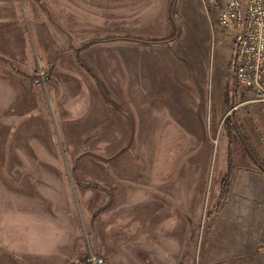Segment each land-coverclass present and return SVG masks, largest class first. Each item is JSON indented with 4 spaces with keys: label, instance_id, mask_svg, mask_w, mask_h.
Instances as JSON below:
<instances>
[{
    "label": "rangeland",
    "instance_id": "rangeland-1",
    "mask_svg": "<svg viewBox=\"0 0 264 264\" xmlns=\"http://www.w3.org/2000/svg\"><path fill=\"white\" fill-rule=\"evenodd\" d=\"M202 5L0 0V264H264V104Z\"/></svg>",
    "mask_w": 264,
    "mask_h": 264
},
{
    "label": "built area",
    "instance_id": "built-area-1",
    "mask_svg": "<svg viewBox=\"0 0 264 264\" xmlns=\"http://www.w3.org/2000/svg\"><path fill=\"white\" fill-rule=\"evenodd\" d=\"M202 2L208 19L214 16L234 40L236 84L252 93L251 101L264 104V0Z\"/></svg>",
    "mask_w": 264,
    "mask_h": 264
},
{
    "label": "trees",
    "instance_id": "trees-1",
    "mask_svg": "<svg viewBox=\"0 0 264 264\" xmlns=\"http://www.w3.org/2000/svg\"><path fill=\"white\" fill-rule=\"evenodd\" d=\"M230 122H232L231 117L228 118V123H230ZM237 131L240 133V136H242V139H243L242 141L245 144V147L248 148L249 147V142H248V140H246L245 136L242 135L241 128L238 127L237 128ZM248 154L251 156V158L253 160L252 162H254L258 167H260L264 171V163L259 160L258 156L256 154H252L250 152H248ZM232 161H233L232 160V153H230V151H229L228 161H227V163H228V169H227V173L224 175V181H223L224 187L225 186L227 187L228 184H229V177H230L229 174L231 173V171L233 169V163H232ZM224 193H225V189L223 188L222 194L224 195Z\"/></svg>",
    "mask_w": 264,
    "mask_h": 264
},
{
    "label": "crops",
    "instance_id": "crops-1",
    "mask_svg": "<svg viewBox=\"0 0 264 264\" xmlns=\"http://www.w3.org/2000/svg\"><path fill=\"white\" fill-rule=\"evenodd\" d=\"M248 157H249V161L251 162V161H253L252 160V158H251V156L248 154ZM232 160H233V154H232ZM233 163V162H232ZM252 163V162H251ZM235 164L233 163V169H232V171H231V173L229 174V183H230V181H231V179H232V174H234V170H235ZM255 167H257V169L259 170H261V171H263L260 167H258L257 165L255 166ZM264 172V171H263ZM246 174V173H245ZM245 174H241L243 177H247L248 175H245Z\"/></svg>",
    "mask_w": 264,
    "mask_h": 264
},
{
    "label": "water",
    "instance_id": "water-1",
    "mask_svg": "<svg viewBox=\"0 0 264 264\" xmlns=\"http://www.w3.org/2000/svg\"><path fill=\"white\" fill-rule=\"evenodd\" d=\"M101 262V260L99 261V263Z\"/></svg>",
    "mask_w": 264,
    "mask_h": 264
}]
</instances>
